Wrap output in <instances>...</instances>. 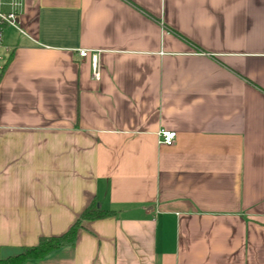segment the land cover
<instances>
[{
	"label": "crops",
	"instance_id": "0c3cea01",
	"mask_svg": "<svg viewBox=\"0 0 264 264\" xmlns=\"http://www.w3.org/2000/svg\"><path fill=\"white\" fill-rule=\"evenodd\" d=\"M0 55V257L96 201L23 264H264V0H23Z\"/></svg>",
	"mask_w": 264,
	"mask_h": 264
},
{
	"label": "trees",
	"instance_id": "16d2710c",
	"mask_svg": "<svg viewBox=\"0 0 264 264\" xmlns=\"http://www.w3.org/2000/svg\"><path fill=\"white\" fill-rule=\"evenodd\" d=\"M114 214L112 211L101 209L93 201L79 216L71 228L59 236H43L38 244L34 246L23 247L20 252L0 257V264H23L27 261H39L45 259L50 253L68 245H74L78 231L85 220H97L110 217Z\"/></svg>",
	"mask_w": 264,
	"mask_h": 264
},
{
	"label": "built area",
	"instance_id": "2783aa9c",
	"mask_svg": "<svg viewBox=\"0 0 264 264\" xmlns=\"http://www.w3.org/2000/svg\"><path fill=\"white\" fill-rule=\"evenodd\" d=\"M23 0H0V49L4 47V30L7 26L18 28L19 9ZM79 56L82 58L91 55L93 76L100 78V66L99 57L97 52H91L89 50L80 49L78 51ZM1 58V55H0ZM177 133L175 131L162 130L159 133L158 143L162 145H172L176 138Z\"/></svg>",
	"mask_w": 264,
	"mask_h": 264
}]
</instances>
